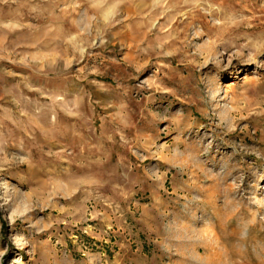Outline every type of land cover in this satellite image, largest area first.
Instances as JSON below:
<instances>
[{"label":"rangeland","instance_id":"rangeland-1","mask_svg":"<svg viewBox=\"0 0 264 264\" xmlns=\"http://www.w3.org/2000/svg\"><path fill=\"white\" fill-rule=\"evenodd\" d=\"M0 264H264V0H0Z\"/></svg>","mask_w":264,"mask_h":264},{"label":"bare ground","instance_id":"bare-ground-1","mask_svg":"<svg viewBox=\"0 0 264 264\" xmlns=\"http://www.w3.org/2000/svg\"><path fill=\"white\" fill-rule=\"evenodd\" d=\"M165 19V18H164ZM166 21H167V17H166V19H165ZM211 254V253H210Z\"/></svg>","mask_w":264,"mask_h":264}]
</instances>
